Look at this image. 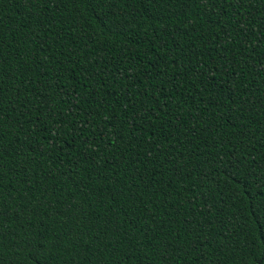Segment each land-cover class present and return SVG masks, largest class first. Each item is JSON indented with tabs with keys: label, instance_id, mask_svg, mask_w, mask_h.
I'll return each instance as SVG.
<instances>
[{
	"label": "trees",
	"instance_id": "obj_1",
	"mask_svg": "<svg viewBox=\"0 0 264 264\" xmlns=\"http://www.w3.org/2000/svg\"><path fill=\"white\" fill-rule=\"evenodd\" d=\"M264 0H0V264H264Z\"/></svg>",
	"mask_w": 264,
	"mask_h": 264
},
{
	"label": "snow or ice",
	"instance_id": "obj_2",
	"mask_svg": "<svg viewBox=\"0 0 264 264\" xmlns=\"http://www.w3.org/2000/svg\"><path fill=\"white\" fill-rule=\"evenodd\" d=\"M98 2L103 3V0H98ZM257 213L261 219H264V201L260 202L257 208Z\"/></svg>",
	"mask_w": 264,
	"mask_h": 264
}]
</instances>
